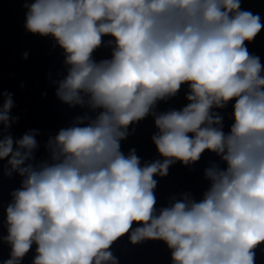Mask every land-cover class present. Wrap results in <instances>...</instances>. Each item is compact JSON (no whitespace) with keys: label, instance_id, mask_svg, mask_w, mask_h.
<instances>
[{"label":"clouds","instance_id":"obj_1","mask_svg":"<svg viewBox=\"0 0 264 264\" xmlns=\"http://www.w3.org/2000/svg\"><path fill=\"white\" fill-rule=\"evenodd\" d=\"M241 0H33L25 28L51 36L64 50L66 77L57 97L86 107L47 143L50 161L29 162L35 132L0 135V160L20 189L6 208L11 248L0 264H20L36 245L33 264H118L110 251L131 231L133 244L161 240L173 264H255L264 243V66L251 42L264 28ZM111 59L94 61L103 36ZM112 44V41H109ZM27 54H25V58ZM188 84L189 103L154 114L157 102ZM0 125L10 128L13 99L0 93ZM235 100L227 134L212 111ZM97 110H99L97 112ZM154 115L152 140L163 161L127 156L129 125ZM83 125V126H81ZM192 134L191 136L189 134ZM226 164L205 169L210 186L196 201L185 194L158 212L154 176L170 165L197 162L205 151Z\"/></svg>","mask_w":264,"mask_h":264}]
</instances>
